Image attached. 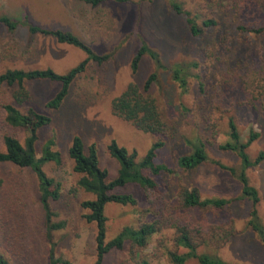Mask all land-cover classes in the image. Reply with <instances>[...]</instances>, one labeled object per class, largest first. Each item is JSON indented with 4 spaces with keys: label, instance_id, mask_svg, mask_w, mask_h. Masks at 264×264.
Masks as SVG:
<instances>
[{
    "label": "rangeland",
    "instance_id": "obj_1",
    "mask_svg": "<svg viewBox=\"0 0 264 264\" xmlns=\"http://www.w3.org/2000/svg\"><path fill=\"white\" fill-rule=\"evenodd\" d=\"M171 3H177L182 12L174 10ZM25 13L41 27L75 33L95 54H108L103 62L88 61L58 108L46 106L60 87L57 81H25L28 100L20 105L13 99L16 84L0 85V148L4 134L21 141L27 134L5 121V104H15L21 111L32 107L50 117L38 131L36 149L39 157L44 142L53 138L62 157L60 164L43 165L46 174L61 185V197L51 206L57 213L55 219L66 222L64 228L53 232L55 257L69 264H92L95 256V225L85 220L80 205L92 195L78 187L80 175L73 171L68 156L72 138L78 135L85 147L96 144L99 164L109 178L115 177L119 168L107 150L111 140L128 151L135 150L141 159L151 144L161 139L164 145L158 149L156 161L175 171L174 176L155 177L162 189L168 185L166 194L146 196L134 183L115 189L132 194L137 204L105 206L107 239L142 221L157 219L160 229L143 248L126 240L121 249H111L102 264H137L141 259L148 264H174L168 251H187L174 241L172 225L177 220L191 221L199 229L198 235L210 237L198 252L216 255L230 264H264V244L248 225L252 203L241 197L238 175L243 171L242 162L236 152L219 148L228 140L232 118L243 141L250 130L258 133L245 149L248 157L253 160L264 151V0H128L97 6L82 0H0V15L18 23L9 31L0 22V73L9 68H49L62 74L87 56L49 34L30 33ZM187 17L201 26L199 35L190 32ZM209 19L213 25L202 24ZM143 42L159 54L165 68H158L144 55L137 69H131L132 57ZM177 64L189 65L184 74L185 92L172 78L170 69ZM153 72L157 80L149 94L155 98L164 123L162 134L142 132L115 115L111 107L112 99L127 85L142 89ZM197 139L204 143L210 160L184 171L177 159L191 152L186 141ZM245 175L258 192L256 213L264 226V160L246 168ZM182 185L196 187L202 197L224 198L228 203L218 210L179 211L175 200ZM220 238L224 243L216 247ZM0 252L10 264H49L37 181L28 168L0 166ZM184 264L198 262L190 258Z\"/></svg>",
    "mask_w": 264,
    "mask_h": 264
},
{
    "label": "trees",
    "instance_id": "obj_2",
    "mask_svg": "<svg viewBox=\"0 0 264 264\" xmlns=\"http://www.w3.org/2000/svg\"><path fill=\"white\" fill-rule=\"evenodd\" d=\"M92 6H97L102 2L116 1L127 2L128 0H82ZM171 7L177 12L182 10L177 3H171ZM24 23L30 33H42L53 36L57 42L66 43L83 50L87 56L75 67L67 72L59 74L52 69H18L9 68L0 73V85L16 84L13 93L15 104H23L28 100V92L24 85L27 80L48 79L57 81L60 84L58 91L49 99L46 106L49 108H58L66 97L72 81L84 71L89 60L103 62L108 58V54H95L91 47L85 43L75 33L62 29H47L30 20L27 13L23 15ZM189 30L193 35L201 33V26L191 18H186ZM0 22L12 31L17 26V21L10 19L6 15H0ZM203 25H213L214 21L204 20ZM147 55L151 58L158 68H165L161 63L159 54L147 46L145 42L141 43L131 60V69L135 71L142 56ZM237 59H239L237 57ZM196 66V62H191ZM189 65H174L172 78L177 82L183 92L187 90V80L185 72ZM157 80V73H151L146 79L143 88L139 89L135 84H129L123 92L115 96L111 101L113 113L125 121L131 122L142 132L162 134L164 132V123L161 119L157 108L156 100L149 94V88ZM15 104H5L3 106L5 121L12 127L22 128L26 131L23 141L13 134H4L2 137V148H0V166L11 165L19 168H28L32 171L37 181L38 200L43 212V226L48 242V263L49 264H69L55 257L54 242L52 240L53 232L66 226L64 220L55 219L57 213L51 206L52 201L61 197L60 183L53 177L48 176L43 169L47 162L60 164L62 161L61 154L54 148L55 141L53 138L47 139L42 148L40 156H37L36 141L38 131L50 122L47 114L38 112L32 107L21 111ZM228 140L219 144V148L232 150L237 153L241 162L243 171L238 175L242 183L241 197L251 201L250 210L251 219L248 225L258 232L260 241L264 244V226L259 222L256 213V204L258 203L257 190L249 184L245 175L246 168L255 166L264 160V151H259L257 156L251 160L246 148L258 137V133L253 130L249 131L248 137L243 141L237 130L233 119H229ZM191 146V152L178 157L177 164L182 170H191L205 161L210 160L206 152L204 143L199 139L196 142L186 141ZM164 145L161 139L155 140L147 149L141 159H137L135 150L128 151L126 147L119 145L115 140H111L107 145L109 154L115 158L119 164L117 175L113 178L108 177L107 170L99 164L98 152L95 143L85 147L82 138L75 135L72 138L68 148V156L72 161L73 171L80 175L77 180L79 188L92 195L91 198L83 199L80 205L84 212V218L87 222L95 225V256L92 264H102L104 255L111 249H121L126 240H129L134 246L143 248L148 244L149 238L160 229V223L157 219L153 221H142L137 227H123L113 238L107 239V216L104 212L108 203L120 205H136L137 199L130 193H118L115 189L128 183H134L142 188L146 196H156L167 193L168 185L163 189L156 180L158 175L174 176L175 171L164 163L156 161L157 151ZM219 165V161L211 160ZM225 168V166H222ZM234 172V171H233ZM162 189V191L160 190ZM160 193V194H159ZM158 197V196H157ZM176 203L179 211L191 210H213L222 209L227 205L228 200L224 198L202 197L196 187L182 185L176 195ZM169 204V201L167 199ZM189 222V221H188ZM175 228L174 241L177 246H182L187 251L178 253L177 251H168L170 260L174 264H184L188 259H196L198 264H230L222 261L218 256L206 252H198V247L210 242V237L198 235V228L194 227L190 221L178 222L172 225ZM231 234V233H230ZM214 237V236H213ZM224 240L217 239L216 247L221 246ZM0 264H10L9 259L0 252ZM137 264H148L146 260H139Z\"/></svg>",
    "mask_w": 264,
    "mask_h": 264
}]
</instances>
